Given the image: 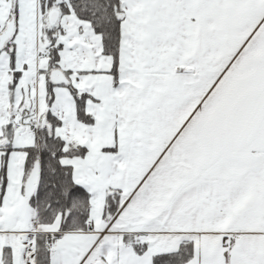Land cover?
<instances>
[{"label":"snow or ice","instance_id":"obj_1","mask_svg":"<svg viewBox=\"0 0 264 264\" xmlns=\"http://www.w3.org/2000/svg\"><path fill=\"white\" fill-rule=\"evenodd\" d=\"M0 264H264V0H0Z\"/></svg>","mask_w":264,"mask_h":264}]
</instances>
